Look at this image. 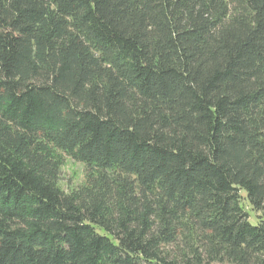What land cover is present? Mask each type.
<instances>
[{
    "label": "trees",
    "instance_id": "trees-1",
    "mask_svg": "<svg viewBox=\"0 0 264 264\" xmlns=\"http://www.w3.org/2000/svg\"><path fill=\"white\" fill-rule=\"evenodd\" d=\"M0 264H264V0H0Z\"/></svg>",
    "mask_w": 264,
    "mask_h": 264
},
{
    "label": "rangeland",
    "instance_id": "rangeland-1",
    "mask_svg": "<svg viewBox=\"0 0 264 264\" xmlns=\"http://www.w3.org/2000/svg\"><path fill=\"white\" fill-rule=\"evenodd\" d=\"M57 186L65 193H73L85 184V166L63 154L60 163V172ZM251 215L253 212L251 211Z\"/></svg>",
    "mask_w": 264,
    "mask_h": 264
}]
</instances>
